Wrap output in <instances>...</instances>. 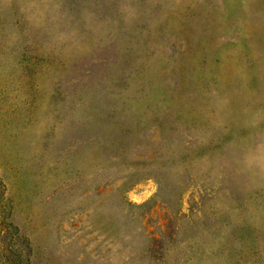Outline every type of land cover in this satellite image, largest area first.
Masks as SVG:
<instances>
[{
    "label": "rangeland",
    "instance_id": "obj_1",
    "mask_svg": "<svg viewBox=\"0 0 264 264\" xmlns=\"http://www.w3.org/2000/svg\"><path fill=\"white\" fill-rule=\"evenodd\" d=\"M0 264H264V0H0Z\"/></svg>",
    "mask_w": 264,
    "mask_h": 264
}]
</instances>
